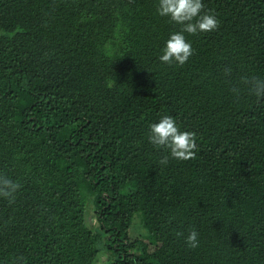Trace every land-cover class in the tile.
I'll use <instances>...</instances> for the list:
<instances>
[{
    "label": "trees",
    "instance_id": "16d2710c",
    "mask_svg": "<svg viewBox=\"0 0 264 264\" xmlns=\"http://www.w3.org/2000/svg\"><path fill=\"white\" fill-rule=\"evenodd\" d=\"M203 3L178 66L158 0H0V264H264V99L230 91L264 77V0ZM165 115L195 159L159 164Z\"/></svg>",
    "mask_w": 264,
    "mask_h": 264
},
{
    "label": "clouds",
    "instance_id": "9594fccd",
    "mask_svg": "<svg viewBox=\"0 0 264 264\" xmlns=\"http://www.w3.org/2000/svg\"><path fill=\"white\" fill-rule=\"evenodd\" d=\"M203 0H158L157 13L161 17H168L171 22L181 25L179 31L170 35L165 47L161 50L159 60L168 65L183 66L194 54L191 43L184 33L197 35L201 32L215 31L219 27V20L210 11H204ZM231 68L225 69V76L230 77ZM230 91L239 98L242 93L255 96L257 101L264 99V77L257 75H242L238 82L233 84ZM149 142L158 150L163 149L169 155H164L159 164L167 165L169 156L175 160L186 161L196 157V133L181 131L176 121L168 115L163 116L159 122L150 126ZM21 185L7 175L0 174V197L8 200L11 205L15 203L16 193ZM178 236L183 233H177ZM199 233L192 229L186 237V244L190 248L199 247ZM23 257H17L14 264H22Z\"/></svg>",
    "mask_w": 264,
    "mask_h": 264
},
{
    "label": "rangeland",
    "instance_id": "374dc122",
    "mask_svg": "<svg viewBox=\"0 0 264 264\" xmlns=\"http://www.w3.org/2000/svg\"><path fill=\"white\" fill-rule=\"evenodd\" d=\"M132 234H133V231H132ZM132 236H134V235H132ZM106 261V260H105ZM97 264V263H96ZM98 264H104V261L103 262H99Z\"/></svg>",
    "mask_w": 264,
    "mask_h": 264
}]
</instances>
